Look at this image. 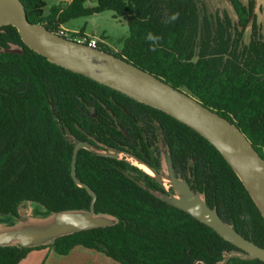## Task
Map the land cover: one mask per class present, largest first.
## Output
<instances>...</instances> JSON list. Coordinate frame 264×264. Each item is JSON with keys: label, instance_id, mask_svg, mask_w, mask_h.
Here are the masks:
<instances>
[{"label": "trees", "instance_id": "trees-1", "mask_svg": "<svg viewBox=\"0 0 264 264\" xmlns=\"http://www.w3.org/2000/svg\"><path fill=\"white\" fill-rule=\"evenodd\" d=\"M21 1L30 22L53 32L69 19L105 10L124 16L129 34L123 46L113 50L102 35L96 47L188 92L236 125L264 157V32L257 27L255 0H228L237 39L227 13L214 27L200 18L197 0H97L92 7L70 0L48 13L47 0ZM249 24L250 40L239 46ZM78 141L91 148L79 149L76 175L96 193L95 215L114 222L47 244H0V264H18L47 246L64 255L76 245L121 264H264L243 255L227 258L241 250L168 201L165 196L177 194L171 185L159 184L126 156L98 152L131 154L161 174V143L176 174L264 248V216L207 139L159 109L52 63L29 48L15 26H0V213L13 218L7 224L19 218L24 202L53 213L89 210L91 195L70 174Z\"/></svg>", "mask_w": 264, "mask_h": 264}, {"label": "water", "instance_id": "water-1", "mask_svg": "<svg viewBox=\"0 0 264 264\" xmlns=\"http://www.w3.org/2000/svg\"><path fill=\"white\" fill-rule=\"evenodd\" d=\"M13 25L22 41L31 49L46 57L52 63L83 74L103 85L131 98L163 111L195 130L207 139L228 162L239 176L247 191L264 216V157L259 154L246 135L230 120L220 116L203 105L188 92L175 88L163 79L121 59L112 53L79 43L58 35L40 23L30 22L21 0H0V26ZM80 148H91L86 141H78L71 157V177L91 195L89 210L86 212L57 213L58 225H46L34 231L20 233L17 228L0 231V244L19 243L37 245L51 241L54 237L91 227L104 226L114 222L108 216L95 215L96 193L76 175V159ZM100 154L118 158L120 154L132 157L146 165L159 184L165 176L131 154L98 151ZM167 153V152H166ZM167 178L177 194L165 198L173 205L186 211L199 221L210 226L221 237L234 244L241 251L230 252L264 261V248L238 233L219 214L210 208L198 191L175 172L171 158L166 156ZM55 220V221H56ZM54 222V221H53ZM32 227V226H30ZM36 227V226H34ZM19 229V228H18ZM15 230V231H14Z\"/></svg>", "mask_w": 264, "mask_h": 264}, {"label": "rangeland", "instance_id": "rangeland-1", "mask_svg": "<svg viewBox=\"0 0 264 264\" xmlns=\"http://www.w3.org/2000/svg\"><path fill=\"white\" fill-rule=\"evenodd\" d=\"M58 0H47V5L45 7V13L49 12L50 7L54 2ZM83 4L88 7L95 6L97 0H82ZM243 3H247L248 0H241ZM68 2L67 0H59V3ZM58 3V4H59ZM198 9L200 18H208L212 21V26L215 27L217 18H223L224 14L227 13L230 17V29L231 35L234 39H237V33L234 28V24L237 20L236 14L230 5L228 0H197ZM254 15L256 18L257 27L261 32H264V0H255ZM66 27H78L84 29L86 33L90 36H95L97 39H101L103 35V41L109 45L113 50H119L129 34L127 21L124 16L118 17L111 10H105L92 14L90 16H80L76 18L69 19L64 23ZM239 29V28H238ZM251 34V24H249L242 33L241 38L239 39V46L248 44ZM159 148L162 153V174L165 176L163 179L164 185L166 188L170 185V180L167 178L168 170L166 165V150L165 147L159 143ZM126 156L131 163L134 162V159L128 155L121 154ZM135 164V163H133ZM167 197V196H166ZM173 196H168V199H172ZM18 220H14L16 224H19V227L23 226H41L49 225L57 219V213L47 212L43 206L35 202H24L21 204L19 211ZM110 217V216H108ZM112 218V217H110ZM13 218L10 215L0 213V228H5L7 225L6 221H10ZM4 220V221H3ZM26 222V225L23 224ZM16 227V226H15ZM13 244L14 240H13Z\"/></svg>", "mask_w": 264, "mask_h": 264}, {"label": "crops", "instance_id": "crops-1", "mask_svg": "<svg viewBox=\"0 0 264 264\" xmlns=\"http://www.w3.org/2000/svg\"><path fill=\"white\" fill-rule=\"evenodd\" d=\"M70 1V0H67ZM59 0L57 2H54V4H58ZM59 27L68 29V30H76L79 31L81 28L78 27H66L64 24H61ZM83 32L86 33V31L83 29ZM18 220V219H16ZM24 225H26V222H23ZM61 224L60 221L56 220L52 223V225H58ZM7 226L5 228H0V231L9 230L12 228L19 227V224L16 222L13 223V225L6 224ZM16 226V227H15ZM33 225L32 227L26 225L22 228H17V230L20 233L30 232L34 231L36 229H39L40 227ZM47 229L45 226H43V230ZM15 231V230H14ZM49 243V241L45 242L44 244ZM18 264H121L106 254H104L101 251H97L95 249L86 248L81 245L74 246L67 254L61 255L56 253L51 247H44L39 249H33L28 254L20 260Z\"/></svg>", "mask_w": 264, "mask_h": 264}, {"label": "built area", "instance_id": "built-area-1", "mask_svg": "<svg viewBox=\"0 0 264 264\" xmlns=\"http://www.w3.org/2000/svg\"><path fill=\"white\" fill-rule=\"evenodd\" d=\"M55 33H57L60 36H63L67 39L79 42V43H84L92 47H96L98 39L94 36H90L85 32H79L76 30H68L62 27H59Z\"/></svg>", "mask_w": 264, "mask_h": 264}, {"label": "bare ground", "instance_id": "bare-ground-1", "mask_svg": "<svg viewBox=\"0 0 264 264\" xmlns=\"http://www.w3.org/2000/svg\"><path fill=\"white\" fill-rule=\"evenodd\" d=\"M53 32V31H52ZM55 32V31H54ZM63 37V36H62ZM95 37V36H94ZM99 40V39H98ZM84 44V43H83ZM87 45V44H86ZM136 166H138L139 168H141L142 170L146 171L147 173H151V170L146 166L144 165L143 163L141 162H137L134 160V162Z\"/></svg>", "mask_w": 264, "mask_h": 264}, {"label": "clouds", "instance_id": "clouds-1", "mask_svg": "<svg viewBox=\"0 0 264 264\" xmlns=\"http://www.w3.org/2000/svg\"><path fill=\"white\" fill-rule=\"evenodd\" d=\"M173 18H175V17H173Z\"/></svg>", "mask_w": 264, "mask_h": 264}]
</instances>
